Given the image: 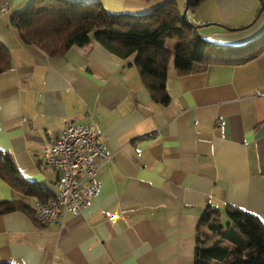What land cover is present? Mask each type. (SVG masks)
Segmentation results:
<instances>
[{"label": "crops", "instance_id": "1", "mask_svg": "<svg viewBox=\"0 0 264 264\" xmlns=\"http://www.w3.org/2000/svg\"><path fill=\"white\" fill-rule=\"evenodd\" d=\"M28 1L0 0V42L11 62L0 73V150L47 194H56L57 173L45 168L44 148L68 125L93 123L110 158L98 160L99 192L78 216L42 224L23 211L0 214V262L194 264L208 206L232 205L264 223V53L188 74L171 56L170 100L160 105L135 54L123 59L92 41L51 57L21 42L10 17ZM76 1L144 14L168 0ZM216 1L217 17L192 12L201 36L232 47L260 36L264 16L255 23L254 0ZM37 199L0 178V200L33 210Z\"/></svg>", "mask_w": 264, "mask_h": 264}, {"label": "trees", "instance_id": "2", "mask_svg": "<svg viewBox=\"0 0 264 264\" xmlns=\"http://www.w3.org/2000/svg\"><path fill=\"white\" fill-rule=\"evenodd\" d=\"M203 1L188 0V9H197ZM260 1L264 6V0ZM182 10L176 0L144 14L111 13L100 1L33 0L13 14L9 24L21 42L35 45L51 57L92 41L123 59L135 54L140 79L152 100L166 105L170 100L165 81L171 56L177 72L188 74L202 72L213 63H245L264 53L262 36L239 47L212 43L195 25L182 20ZM167 37L178 40L173 49L165 46ZM10 65L9 49L0 42V73ZM0 178L18 191L35 195L37 201L55 196L47 194L48 189L38 182L24 178L12 156L2 150ZM11 211H23L36 219L24 204L0 200V214ZM195 242L194 264H264V223L255 214L232 205L223 211L208 206Z\"/></svg>", "mask_w": 264, "mask_h": 264}, {"label": "built area", "instance_id": "3", "mask_svg": "<svg viewBox=\"0 0 264 264\" xmlns=\"http://www.w3.org/2000/svg\"><path fill=\"white\" fill-rule=\"evenodd\" d=\"M6 8L3 5L2 10ZM109 158L102 135L93 123L65 127L44 148V166L57 173V191L54 197L34 204L36 220L42 224H61L67 213L78 216L99 192L98 160L107 161ZM109 220H114V216Z\"/></svg>", "mask_w": 264, "mask_h": 264}, {"label": "rangeland", "instance_id": "4", "mask_svg": "<svg viewBox=\"0 0 264 264\" xmlns=\"http://www.w3.org/2000/svg\"><path fill=\"white\" fill-rule=\"evenodd\" d=\"M32 1L33 0H29L28 3H27V5L30 2H32ZM176 1L178 2V4L181 7V9H183V7L185 6L186 0H176ZM254 1H255V4L253 5V7L251 9V13L253 15L255 14V17L258 14L257 15V20L255 22V23H257V21L259 20V18L261 17V15L264 16V6H263V4H262V2L260 0H254ZM26 6L23 9H21L20 11H18L17 13L23 11L26 8ZM198 8H199V11H198L199 16L200 15L201 16L203 15L204 17H206V16H208V17H214V16H216L217 17V15L215 13V9H218L219 7H218V2L216 0H204L201 3V5H199ZM197 9H195V10H197ZM195 10H192L190 8L187 10V13H186V21H187V23H190L189 20L192 17L191 16L192 15V12L195 11ZM262 28L263 29H262V31L260 33V36H262L261 37V40L264 39V26ZM202 29H203L202 27L201 28H198V32H200ZM177 42H178V40L176 38H174V37H167L166 38V42H165V46L168 47V48H170V49H173L174 46L177 44ZM172 58L174 59V56H172Z\"/></svg>", "mask_w": 264, "mask_h": 264}, {"label": "water", "instance_id": "5", "mask_svg": "<svg viewBox=\"0 0 264 264\" xmlns=\"http://www.w3.org/2000/svg\"><path fill=\"white\" fill-rule=\"evenodd\" d=\"M187 10H188V0H186L184 9L182 10V13H181V18L184 21H186V13H187Z\"/></svg>", "mask_w": 264, "mask_h": 264}]
</instances>
